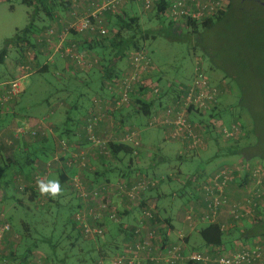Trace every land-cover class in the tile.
Segmentation results:
<instances>
[{
  "label": "built area",
  "instance_id": "2783aa9c",
  "mask_svg": "<svg viewBox=\"0 0 264 264\" xmlns=\"http://www.w3.org/2000/svg\"><path fill=\"white\" fill-rule=\"evenodd\" d=\"M77 1L80 3L77 4ZM129 0H72L69 12L71 19H57L61 28L48 25L36 37V43L28 46L21 58L16 75L0 83V108L4 111L19 100L21 87L27 77L37 72L38 68L56 58H70L82 70L89 71L99 64L97 58H92L85 50L79 51L77 41L69 40V35L75 33L95 32L98 37L108 34L105 14L120 13L124 3ZM143 9L151 11L157 3L165 1L161 15H166L175 26L185 27L189 22H203L226 11L230 0H138ZM82 3L87 4L85 11H80ZM40 38V39H39ZM38 46H42L40 51ZM42 50V51H41ZM43 53L45 60L38 64L37 53ZM121 74L105 83L108 95L94 96L93 103L88 108V116L81 124L85 132L86 143L75 146L67 139L58 137L54 128L44 118L33 124H19L13 132L6 135V128H0V146H4L5 159L12 158L15 146L21 140L33 139L37 136H51L58 139L59 147L46 164V171L37 173L34 179L45 181L52 166L62 164L64 169L76 167L79 171L90 168L91 159L110 157L108 143L111 140L127 143L133 148V156H138L142 145L139 128L124 126L123 133L115 139L120 124L113 117V111L130 107L135 96L144 99H159L164 90L159 83L150 77L156 66L145 49L131 51L126 58ZM99 66V65H98ZM194 78L187 85L176 86V92L163 97L162 105H158L148 116L149 127H159L170 141H179L186 145L189 151L204 149L213 135L218 136L217 142L232 144L243 136L245 130L240 120L229 124L217 116L214 107L224 94L222 82H216L209 77L199 62L195 66ZM141 88H144L141 90ZM141 93V94H140ZM169 95L171 96L170 98ZM193 113L194 119L191 117ZM110 117L111 130L108 134L99 133L102 122ZM210 130V134L208 133ZM114 133V134H113ZM2 156H0V159ZM238 164H223L212 173L203 172V178L191 175V187L196 191L184 206V221L187 227L195 229L198 224H219L223 232L238 231L247 233V224L253 225L264 218V168L261 164L247 158H239ZM246 176L244 182H238V177ZM71 186L79 198V207L74 214L80 234L84 238L94 239L105 231L103 219L107 216L117 221L118 203L133 210L140 209L137 222L131 230V239L124 242L115 253L109 264H264V238L253 236L244 239L235 237L225 247H206L186 253L185 236L179 235V240L165 242L163 231L167 227L165 221L157 217L158 200L147 196L159 186L165 177H132L126 181L119 178L116 181H102L86 186L75 175ZM240 195L232 197L235 190ZM117 201V203H116ZM45 200L39 198V204ZM227 216V220L221 217ZM5 221V220H4ZM10 229L5 221L0 224V244L4 234ZM246 236V235H245ZM37 264H44L38 261ZM98 264H106L102 258Z\"/></svg>",
  "mask_w": 264,
  "mask_h": 264
},
{
  "label": "rangeland",
  "instance_id": "374dc122",
  "mask_svg": "<svg viewBox=\"0 0 264 264\" xmlns=\"http://www.w3.org/2000/svg\"><path fill=\"white\" fill-rule=\"evenodd\" d=\"M132 1H134V3L132 4L130 13L140 17V24L146 32L154 28L167 26L169 19L166 15L163 14L158 18L155 8L146 12L143 9L142 2L138 0H129V2ZM33 10L34 8L32 6H27L22 0H0V55L2 51L7 48L4 58H0V83L11 79L17 73L18 63L28 46L23 45V51H17L16 48H12V45L10 46V39L27 26L30 22L29 13ZM120 11L122 12L123 9H120ZM40 16H44L41 9L37 10L35 17V25L37 26L40 25L38 21V17ZM44 18L45 17H42L41 22L45 21ZM174 30L175 35H173V33L156 35L155 39L150 37L143 43V48L148 52L153 64L156 66L154 71L150 74V77L159 76L160 80H158V83L161 88L172 82L175 85L178 84L177 86L188 84L193 80L195 76V66L197 62H199L212 80L222 82L221 85L224 88V95L219 99L218 116L221 117L225 123L229 124L232 121H237V118L233 115H238V113L242 112L243 116L240 118L245 125H249L250 122L249 127H247L250 131H247L249 132V137L243 138L242 136L239 143H241L242 147L244 146L247 148H249V145H256L257 150L264 152V108L259 105V97L256 95V90H250L251 87L255 86L258 78L260 80V70L263 72L261 81L264 83V0H234L232 9L227 12L223 18L215 20L214 24L209 28L200 26L198 34L191 33L192 28L188 29L181 24H177ZM151 35L152 33L149 34V36ZM16 46L17 45H15V47ZM38 59H42V56H38ZM9 61H11V66ZM124 67H127L125 62L120 64L118 69L121 68V71H123ZM63 68L66 70L65 66ZM76 68L80 74L77 72L73 74L74 79L71 81L67 79V71L64 72L62 69H59L60 73L52 69L44 74L34 73L27 77L21 87V95L17 103L18 108L22 111L24 110V113L28 116L41 117L46 111H49L47 106L48 99L52 100L53 98H57V101L62 102L64 108H66L68 104H73L75 101H77V104L80 103V106L83 108L86 105L87 98L78 100V94L79 91L85 93L89 92L88 87L83 81L90 80L89 74L92 70L90 73H87L77 66ZM65 84H67V89L60 91ZM244 94L251 98L253 113L259 110V112L256 113L258 122L256 132L252 129L254 124L253 120L250 115V120L248 119L246 108L243 107L241 103ZM167 96L168 93H165L162 97L167 98ZM231 111L233 112L231 113ZM191 117L194 119L193 113ZM64 118L65 115H61V119L63 120ZM6 119H8V117L5 113L0 114V128L9 123ZM147 120V116L138 115L136 116V123L133 124L139 128L142 142L140 151H150V148H155V150L152 151L161 154L168 150L167 154L173 162H171V166H169V164H163V167L168 170L175 166L182 167L179 173H177V177L183 178L182 181L188 184V186L183 188V191L180 189V179H174L175 181L172 183V188L170 187L166 191L163 189L164 187L162 188L165 193L164 195L160 194L161 201L166 204H172L168 213H178L181 208L190 201L189 199L194 197L190 188L191 184H189L190 176L195 175L196 171L198 174L201 172L198 169L202 165L200 163L203 160L207 166V161L205 160L218 153L217 145L215 142L210 141L204 149L199 148L198 150L191 151L193 162H185V164L182 165L176 158L179 144L168 140L165 132L158 127H149L147 125ZM26 123H29L28 120ZM252 151V148H250L246 152H250L251 155V153H253ZM40 156L43 157V154H40ZM242 156L243 158L254 161L255 164H262L264 168V157L262 155H253L249 158L245 153ZM129 157L128 155L127 158ZM239 157L238 155L228 158L226 156H223V158L216 156L214 163H212L215 165L209 166L210 163L208 162L207 171L204 170V172H213L217 167L227 162H230L229 164H238V167H240L241 163H238ZM169 172L164 171V174L160 175L153 174L151 177H165L166 173L168 174ZM54 179H58L56 175ZM169 182L170 179L166 184L168 185ZM157 187L158 186H155L152 191H155ZM171 189L180 192L176 193L175 191L174 193ZM64 190L65 195L60 197H49L44 205L38 204L36 206L35 202H30L26 197H23L25 205L19 206L18 209L13 212L14 215L20 214L23 220H17L16 218L11 220L18 234L23 237V242H25L26 246H31L32 251L38 248L40 250V252L36 254L32 252L28 253L27 259L30 264H37L38 261H43L44 264H95L94 262L100 259L99 255L100 251L103 249V243L105 241H111L110 245H113L116 241H119L122 236L118 231V225H113L110 234H104L99 241L92 242L96 248L92 247L86 249V247L90 245V242L87 241V239L83 240L84 238L79 239V241L71 247L70 242H76L78 238L77 230L72 228L71 222L73 221L74 213L79 204V199L76 197L73 190V199L68 201L71 197V193L68 189ZM152 196L157 200L160 199L157 194H153ZM165 206L168 205L162 206L161 219H164L163 216L167 215ZM136 209L138 208L133 210ZM0 218L3 220L4 212H0ZM175 221V227L187 230L185 225L177 222V220ZM124 223H126V221ZM26 224L28 228L24 227ZM25 231L29 233V235H24ZM113 237L116 239H111ZM248 237L253 236L251 235ZM194 238L197 239V241L201 240L198 233L194 234ZM243 238L246 239L247 236ZM24 239L26 240L24 241ZM49 241H53L54 243L63 242L60 246L56 247V250L61 256L62 251L68 252L69 258L64 259V261L62 259L54 261L52 254L53 249ZM35 243L38 244L37 248L33 245ZM110 245L104 246V254H106V256L115 254V249L111 248ZM122 245L123 243L121 246ZM226 247L229 249L230 245L228 244ZM185 250L186 253L195 251H188L187 248ZM57 252L56 255L58 257ZM74 254H79L84 260L78 262ZM23 260H26V258ZM105 260L106 263L109 264L108 257H106Z\"/></svg>",
  "mask_w": 264,
  "mask_h": 264
},
{
  "label": "trees",
  "instance_id": "16d2710c",
  "mask_svg": "<svg viewBox=\"0 0 264 264\" xmlns=\"http://www.w3.org/2000/svg\"><path fill=\"white\" fill-rule=\"evenodd\" d=\"M22 1L27 6H32L34 8V10L31 13H29L30 22L27 24V26L21 32H17L10 39V46L12 45V48L13 47L16 48L17 51L18 50L23 51L22 50L23 49V45L29 46V45L34 43L31 40V38H32L33 35L36 34V31H37V25H35V23H36V18L35 17H36V14H37V10L41 9L43 11L44 17L48 18V20L51 19V20L57 21V19H59V18H57V15L59 14L58 16L60 17V16H62L64 14V13L60 14L58 12V10L59 11H62V9L65 10L69 5H72V0H22ZM128 3H129V1L124 3V6L122 5L121 9H123V11L120 12L119 14L118 13L115 14L113 12H108V13L105 14L104 17H105V21L107 23V28H108V34L106 36L98 37L97 35H95L96 34L95 32H83V33L78 34V33H75L74 31H72V33L70 34L72 36H74L75 34H77V35H81L82 34V35L88 36L87 38L82 39V44L80 42L81 40L79 41V39L78 40L74 39V41L78 42V45L80 46L79 51L85 50L88 53V55H90L92 58H97L98 61H99V64H98L99 68H98V65H96L95 67H93L89 71H84V72L90 73V71L92 70L91 73L89 74L90 80H84L83 81L84 84L88 87L89 92L85 93V92L79 91L78 100L79 99L83 100V99L87 98V101H86V105L83 108L80 106V103H78V110H82V111L86 110V106H87V103L89 101V97L91 95H93V96H101V97H106L108 95V92H107L106 87H105V83L121 74L122 65H121L120 69H118V67H119L120 64L125 62V60L127 58V55L131 51L144 49L143 48V43L146 40H148L150 37L155 39L156 35H163V34H168V33H173V35H175V30H174L175 25L172 22H170V21L167 23L166 27H158V28H154V29H151L148 32H146L142 28V26L140 24V17L135 15V14H131L130 13L131 9L130 8L128 9L127 5H126ZM233 3H234V0H230L229 6L226 9V11L220 13L216 17L210 18V19L205 20L203 22H189L187 28L188 29L192 28L191 33L198 34L200 26L203 27V28L211 27L214 24L215 20L223 18L224 15L232 9ZM164 4H165V1H162L161 3L160 2L157 3V5L155 7V11H156V14H157L156 16L158 18H160L162 16L161 13L163 11ZM52 10H54V11H52ZM126 10H129V11H126ZM54 15H55V17H54ZM64 17H66V15H64ZM53 23L54 22L51 21V23H49L48 25H53ZM162 23L165 24L164 22H162ZM47 26H45V27H47ZM40 32L41 31H39L38 33H40ZM150 33H152L151 36H149ZM15 45H17V46L15 47ZM6 50H7V48L2 51V54L0 55L1 59L4 58ZM37 56H40L39 52L37 53ZM44 60H45L44 57L42 59L38 60V64H39V62H42ZM64 60H66V62L70 65V67H69L68 70H65L63 68V71L64 72L67 71V74H68V78L67 79H68V81H71V80L74 79L73 78V74H76V72L78 74H80V72L76 68V66L78 67V65H76L75 62H73L70 58L66 57ZM49 71H50V64H45L42 67L38 68L36 73L44 74V73H47ZM260 72H261L260 73V75H261L260 80L258 78L257 82L255 83L256 87L253 86V87L250 88V90H252V91L256 90V95L259 97V99H258L259 100V105H260V107L264 108V83L261 81V78L263 76V72L261 70H260ZM152 78L155 80L154 77H152ZM158 80H160L159 76L157 77V82H158ZM79 81H81V80H79ZM97 84H98V86H97ZM177 85H175L172 82V83H169L168 85L162 87V89H164V92L162 94L163 95L165 93H169V94L173 93L174 94L176 92V86ZM184 85H187V84H184ZM65 89H67V84H65L64 87L60 91H62V90L64 91ZM143 89L144 88H141V90H143ZM259 90L261 91V93H260ZM60 91H59V93H60ZM162 96H160L159 99H144L140 95L139 96H135L134 105L132 107L133 108L132 110H133L134 114L135 115H145V116L148 117L151 114V112L158 105H162V103H163V97ZM48 102H50L49 99H48ZM92 103H93V100L91 99L89 106H91ZM241 103L243 104L242 106L246 108V111L248 113V115H247L248 119H249V115H250L251 119L253 120L254 124H253V128L252 129H253L254 132H256L257 128H258V122H257V119H256V115L257 114L256 113H258L259 110L257 112H255V113H253V111H252L253 109L251 107V98L247 97L245 94H244V96H242ZM75 104H77V101H75ZM75 106L76 105H74V108H75ZM218 106L219 105L217 104L214 107L215 109H214L212 115H214V113H216V112L219 114ZM122 110L123 109L116 110V111H113L112 113L114 115H116L119 112H121ZM87 112H88V109H87V111L84 114L85 115L84 118H86L88 116ZM232 112L233 111H231V113ZM233 116H235V118H237V120L242 121L240 117L243 116V113L240 112V113H238V115L235 114ZM69 120L74 122L75 118L71 117L69 115ZM120 121H121V124L123 126L126 125V124H124L125 122H123V120H120ZM69 123H71V122H69ZM242 124H243L244 130H245V132L243 134V138L244 137L247 138V137H249V135H248L249 132H247V131H250V130L247 129V127H249L250 122H249V125H245V123H243V121H242ZM127 125L136 126V125H133V124H130V123H128ZM54 130H55L56 134L58 135V137H61V138H64V139H68V132L71 133V131H72V130L70 131V128L66 130V126H65V128L63 127V128H58V129H55V126H54ZM208 133L210 134V130H208ZM37 137H39V136H37ZM41 137L45 138V136H41ZM213 137H214L213 140H215V143L217 145V151H218V153L216 155H214V157L219 156V155L226 156V157H232L234 155H238V156L241 157L245 153H246L247 157H249V158L251 156H253V155L254 156L255 155H257V156L262 155L264 157V152H261V151L257 150V146L256 145H254V146H250L249 145L248 146L249 148L244 147V146L242 147L241 143H239V141H240L239 140L237 142H234L232 144H226L224 146L222 143L217 142V141H219L218 140V136L213 135ZM48 138H52L51 139V143L54 145V151H55L59 147V144L57 142L58 139H56V138L54 139L51 136H49ZM2 147H4V146H0V156H2L1 157L2 159H0V168H4L5 169V168H10V167H13V166H16V165H19L21 168H23L25 166L26 167H31V171H30V175H29L30 178L29 179L27 178V180H24V181H22V179L20 178L19 190L22 192V196L26 197V199L28 201L36 202V203L39 202V199H38V198H40V196H38L39 195L38 192L40 190L39 184H40V182L47 183L49 181L50 175L52 173H54L53 170H54V165L55 164L52 166L51 171L48 174L45 175V177H46L45 181H43V180L37 181V180L34 179V176L37 173L43 174L46 171V164L50 160L49 157H48L49 159L48 158L45 159L44 157H41V156H39L38 154H36L34 152H30L31 154L28 153V154L24 155V157H20L21 162L19 163V161L17 162V158H16L15 154H13L12 158L5 159L3 157V154L6 153V151H5L6 148L4 147L5 150H3ZM108 148H109L111 156L110 157L106 156V157H103V158L110 159V160H112V159H116V160L120 159V162H121V160L122 161H126L127 160V164H130L129 161H131V162L134 161V159L139 157V155L141 153V151H140L138 156H133V148H132V146L127 144V143L119 142L117 140H111L108 143ZM250 148H252V150H253L252 151L253 153H251V155H250V152H246ZM263 151H264V147H263ZM128 155L130 156L129 158H127ZM126 167L127 168L130 167V165L129 166L125 165L124 168H126ZM72 168H76V167H71V168H69V170L72 169ZM57 170L58 171H56V172L58 173L57 178H59V183L60 184H64L67 181V179H68L66 173L69 170L65 171L62 167L57 168ZM83 170H86V169H83ZM196 172H195V174H196ZM133 173H134V171H132L131 173H129L127 175L122 173V177H119V178H125L126 181L128 179L130 180L132 178L130 176ZM146 176H148V175H146ZM148 177H150V176H148ZM119 178H117V179H119ZM198 178H201V175L198 176ZM238 178H240V180H241L240 182H244L245 179H246V176H242V177L239 176ZM165 179H167L166 176H165ZM108 181H111V180H108ZM164 181L165 180H162L160 182L159 186ZM189 184H191V182H189ZM159 186L157 187V189H159ZM190 188L193 191V194H194V197H195L196 194H197L196 191L191 187V185H190ZM182 190L184 191V189H182ZM76 197L78 198V196H76ZM192 199L193 198H191L189 200H192ZM22 203H19L18 205L22 206ZM116 203H117V201H116ZM78 207H79V204L77 205V208ZM120 207H122V209H123V206H121L118 203L117 210H116L118 218H120L121 217V213H123V210ZM156 208H157V217L159 218V212L160 211H159L158 204H157ZM138 210H139V213H140V209L139 208H138ZM124 212L126 213V211H124ZM262 212H264V209H263ZM125 213H123V215ZM106 220L113 221L112 219H109L106 216L103 219V221H102L104 225L106 224L105 223ZM113 223H114V221H113ZM71 224H72V228L77 230V234H78L77 241L76 242H70L71 247H73L79 241V239L84 238V237L81 236L80 230H79L76 222L74 221V219L71 222ZM116 225H118V224H116ZM133 226L134 225H132V227H130L129 229H126V231L128 233L130 232L129 237L127 239L123 240L121 243L118 242V241H116V243L113 244V245H110L111 241H105L103 243V245H102L103 249H102V251H100L99 257L102 258L105 263H106V260H105L106 257H108V261H109L110 258L113 255L106 256V254H104V252H105L104 251V246H106V245L109 246L110 245L111 248L115 249V253H117L118 250L120 249L121 244L124 243V242H127V241H129L131 239V230H132ZM246 228H248L246 234L239 233L236 230L231 231L229 233H225V232H223L221 230L219 224L210 223V224L201 226L198 229V234L200 235L201 241H202L203 245H205V247L214 246V247H225V248H227L226 246L231 243L233 238H235V237H244L245 235L246 236H251V235L252 236H259L260 235V236H262L264 238V218L261 219V220H258L253 225L247 224ZM123 229L124 228H122L120 225H118V231L119 232H121V231L124 232ZM11 230H12V225L10 224V229L8 231H6L5 234H7ZM110 231H111V229H109V231H107L106 227H105V231H104V233L102 235L107 234V233L110 234ZM163 232H164L163 233V235H164L163 238H164L165 242H168L169 240L167 239V233L165 231H163ZM5 234H4V237H5ZM235 234H237V235H235ZM24 235H29V233H27L25 231ZM102 235L101 236H97L94 239L84 238L83 240L87 239V241L90 242V245H88L86 247V249H90L92 247L96 248V246L92 242L93 241H99L100 238L102 237ZM111 239L115 240L116 238L113 237ZM25 240L26 239H24V241ZM49 242H50L51 248L53 249L52 254H53V260L54 261L55 260H59V259H62L64 261V259L69 258L68 252L62 251V256H61V255H59V253L56 250V247L60 246L61 243H63V242H59V243L58 242L54 243L53 241H49ZM185 242H186V238H185ZM33 245L36 248L38 246L37 243H35ZM198 250H201V249H198ZM29 251H32L31 250V246L29 248ZM56 252L58 254V257L56 255ZM74 256H76V259H77L78 262H82V260H84V258L82 256H80L79 254H74ZM98 261H95L94 263L98 264Z\"/></svg>",
  "mask_w": 264,
  "mask_h": 264
},
{
  "label": "crops",
  "instance_id": "0c3cea01",
  "mask_svg": "<svg viewBox=\"0 0 264 264\" xmlns=\"http://www.w3.org/2000/svg\"><path fill=\"white\" fill-rule=\"evenodd\" d=\"M80 2L77 1V4H79ZM134 3V1L129 2L127 5V8L131 9L132 4ZM87 4L86 3H82L79 7L80 11H85L87 9ZM72 6L69 5L65 10L62 9V11L58 12L60 14H63L62 16H58L57 18H62L65 21L71 19V16L68 15L70 10H71ZM54 11V10H52ZM54 14V13H53ZM64 15H66V17H64ZM44 16H40L38 17V21L40 22V25L37 26V31L36 34L38 35L39 31H41L42 29L45 28V26H47L49 23H51V21H53V25L56 26V28L59 30L61 28V23L58 21H54V20H48V18H44L45 21L41 22V19ZM55 17V15H54ZM43 19V20H44ZM33 35L31 40L36 43V37L37 35ZM88 36L86 35H77L75 34L74 36L69 35V40H78L81 42L82 44V39L87 38ZM40 39V38H39ZM42 46H38V49L40 51ZM42 51V50H41ZM45 54V52H43ZM43 53H40V56L44 55ZM42 54V55H41ZM43 58V56H42ZM20 62V61H19ZM39 62V63H43ZM10 66L11 61H9ZM19 64V63H18ZM46 64H50V70H55L56 72L60 73L59 69L63 70V67H66V70L69 69L70 65L66 62V60L59 58V56L56 55V59L54 58L52 61L46 63ZM64 64V65H63ZM122 70V69H121ZM58 74V73H57ZM59 75V74H58ZM13 78V77H12ZM155 80L157 81V77H154ZM171 95V94H170ZM169 95L168 98H170L171 96ZM92 96V97H91ZM89 97V101L87 103L86 106V110H78V104H75V102L73 104H68V106H66V108L63 107L62 102L57 101V98H53L52 100H50V102L47 101V106H48V110L44 113V115H41V117H32V116H28L26 115V113H24V110L22 111L21 109L18 108V101L17 100L13 105H11L9 108L12 109L9 110L7 109L6 111H4L2 108H0V114L5 113L6 116L8 117V119H6L7 122H9L8 124L4 125L3 128H6V135H10L13 132V129L18 126L19 124H33L36 120L38 119H46L48 121V123L55 129L58 128H65L66 126V130L70 128V132H68V141L72 142L75 144V146H82L86 143V139H85V132L80 128L81 124L84 123V114L87 111V109L90 107V101L91 99L93 100L94 96L91 95ZM74 105L75 108H74ZM134 105V104H133ZM133 105H131L128 108L123 109L121 112H119L118 114L114 115L113 117L114 119L120 124V129H117L116 132V136H114L115 139L119 138V134L123 133L124 130V126H127L128 123L130 124H135L136 123V116L134 112H133ZM61 115H65V118L62 120L61 119ZM69 115L71 117L75 118V121L72 122L69 120ZM116 116V117H115ZM30 119V120H29ZM28 120L29 123H26ZM111 118L108 117L106 118L101 126L98 128L99 133H105L108 134L109 131L111 130ZM123 120V122H125L124 124L126 125H122L121 121ZM71 122V123H69ZM49 137V136H48ZM48 137H36L33 139H27V140H21L20 142L17 143L16 147H15V151L14 154L16 155L17 158V162L19 161V163L21 162L20 157H24V155L30 153V152H34L36 154H38L40 156V154H43V157L46 158H51L54 151V145L51 143V139L52 138H48ZM210 142V141H209ZM173 143H177L178 145V152L176 155V158L178 159V161L180 162V164H185V162H193V158L191 156V151L187 150V147L184 143L182 142H174ZM215 144V143H214ZM5 146V145H4ZM6 147V146H5ZM3 150H5L4 147H2ZM7 149V148H6ZM152 150H155V148H150V151L148 150H144L141 151L139 157L135 158L134 161H129L130 164H127V160L126 161H122L120 162V159H105V158H100V159H91L90 160V168L86 169V170H78L77 168H72V169H64L65 171H67V181L64 184H60L61 187V191L59 194H57L55 197H60L62 195H65V190L64 189H68L69 192L71 193V197L68 201L73 199V188L71 186V183L73 181V177L75 175H78V177L86 184V186H91L94 183L97 182H101V181H105V180H111V181H115L117 180V178L122 177V173H124L125 175L131 173L132 171H134V173L130 176V177H140V176H151L153 174L155 175H160V174H164L163 172H169L168 174L166 173V177L167 179H165L164 182H162V184L159 186V189H156L155 191L149 192L147 195L148 196H152L153 194H157L159 196V200H158V207H159V214L162 217V206L163 205H168L165 206L167 209V215L163 216L164 217V221L167 223V227L168 228H164L165 232L167 233V239L169 241H177L179 240V235H184L186 238V248L187 250H198V249H205V245H203V243L200 241H197V239L194 238V234L198 233V229L201 226H204L206 224H198L195 229H190L187 227L186 222L184 221V211H183V207L181 208V210L177 213V212H171L168 213V210L171 208L172 204L171 203H164L161 201V195H164L165 191L170 188L172 186L173 181H175L174 179H180V184H181V188L183 189L184 187L188 186L187 183H185L184 181H182L181 177H177V173H179V170L182 169V167H174V168H170V170L166 169L163 167V164H169V166H171V162L172 159L169 158L167 152L168 150H166L164 153L161 154H157L156 152H153ZM6 151V150H5ZM31 154V153H30ZM29 154V155H30ZM170 154V153H169ZM216 155V154H215ZM200 156V154H199ZM219 157L223 158V156L219 155ZM48 158V159H49ZM214 156H210L207 160V166H208V162L210 164L214 163L215 161ZM228 158V157H227ZM241 158V157H239ZM134 162V163H133ZM229 163V162H227ZM202 164L199 167V170L201 171L199 174L196 173L195 176H200L202 175V173L204 172V170L207 171V166L204 163V160L200 163ZM209 166H214L215 164H212ZM125 165H130V167H126L124 168ZM59 166H63L62 164H60ZM59 166L57 167L56 165H54V173H52L50 175V179L49 181L52 180H58V179H54V176L58 175V173L56 171L57 168H59ZM218 166V165H217ZM30 171H31V167H23L21 168L19 165L10 167V168H0V212H4V218L3 220L0 218V224H3L5 221H8L9 224L12 225V230L9 231L7 234H5V237L3 238V241L0 244V264H30V262L28 261V253L32 252L33 254L39 253L40 250L39 248L34 250V251H29L30 246H26V244H24L25 242H23V237L18 234L17 229L14 227L13 223L11 220H14L15 218L17 220H21V216L20 214L14 215L13 212L18 209L19 207V203H22V206L25 205L24 201H23V196H22V192L19 190L20 187V178L22 179V181L27 180V178H30ZM71 177V178H70ZM170 179V182L168 183V185L166 184L167 180ZM29 181V180H28ZM238 182H240V178H238L237 180ZM165 184V185H164ZM164 187V188H163ZM165 189L164 190H162ZM172 188V187H171ZM172 192L175 193V189H171ZM180 191H176V193H179ZM193 192V191H192ZM39 195L38 196H43V199L46 201L49 197H53L52 195L48 194V193H42L39 190ZM239 196L240 193L239 191L236 189L235 192L232 194V197H236ZM18 196V197H16ZM39 199V198H38ZM56 199V198H54ZM36 206L39 204V202H35ZM122 209V207H120ZM125 209V210H124ZM123 213H125L124 211H126V213L123 215V213H121V217L118 218L117 221H109L106 220V230L109 231V229L112 228L113 225L116 226V224L120 225L122 228H124V232L121 231V237L119 239L118 242H122L123 240L127 239L129 237L130 232L128 233L126 231V229H129L130 227H132V225H134L138 218H139V210H128L127 208L123 207ZM5 220V221H4ZM126 221V223L123 222ZM179 223H182L183 225L186 226L187 230H184L183 228H177L175 227L174 223H176V221ZM221 220L225 221L227 220V216L223 215L221 217ZM11 222V223H10ZM181 225V224H179ZM25 228H28V225L26 224L24 226ZM127 233H126V232ZM176 231V232H175ZM17 232V233H16ZM198 242V243H197ZM26 260H23L25 259Z\"/></svg>",
  "mask_w": 264,
  "mask_h": 264
},
{
  "label": "clouds",
  "instance_id": "9594fccd",
  "mask_svg": "<svg viewBox=\"0 0 264 264\" xmlns=\"http://www.w3.org/2000/svg\"><path fill=\"white\" fill-rule=\"evenodd\" d=\"M224 95V94H223ZM222 96V95H221ZM220 99V98H219ZM219 103V102H218ZM215 114H217L218 116V113L216 112ZM209 141H213L215 142V140L213 139H209ZM243 157V156H242ZM229 164V163H228ZM262 165V164H261ZM212 172V171H211ZM211 172H207V173H211ZM39 188H40V191L42 193H48L52 196H56L57 194L60 193L61 191V187H60V183L58 180H52V181H48L47 183H44V182H40L39 184ZM183 211H184V206H183ZM185 212V211H184ZM159 218L160 220L164 221V219H161L160 215H159ZM207 225V224H206Z\"/></svg>",
  "mask_w": 264,
  "mask_h": 264
}]
</instances>
